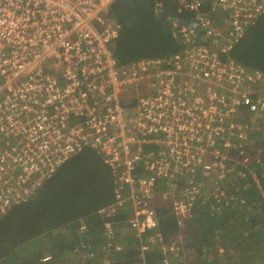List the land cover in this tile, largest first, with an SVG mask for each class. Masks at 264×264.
<instances>
[{
	"label": "built area",
	"instance_id": "1",
	"mask_svg": "<svg viewBox=\"0 0 264 264\" xmlns=\"http://www.w3.org/2000/svg\"><path fill=\"white\" fill-rule=\"evenodd\" d=\"M117 1L0 0V216L91 149L117 184L100 213L132 212L140 244L131 264H148L156 246L161 264H173L184 238L167 244L158 231L163 201L180 225L192 223L198 194L225 198L223 179L238 175L228 166L234 143L264 131V74L224 57L264 16V0H179L195 19L172 22L183 50L126 66L110 15ZM166 1L154 0L157 18Z\"/></svg>",
	"mask_w": 264,
	"mask_h": 264
},
{
	"label": "trees",
	"instance_id": "2",
	"mask_svg": "<svg viewBox=\"0 0 264 264\" xmlns=\"http://www.w3.org/2000/svg\"><path fill=\"white\" fill-rule=\"evenodd\" d=\"M179 6V0L166 1L158 18L154 0H118L111 6L110 15L118 30L116 56L121 65L165 59L183 50L172 22L178 19L190 27L195 19L194 13H179ZM224 57L249 72L264 74V16ZM253 137L255 143L245 144L239 159H252L258 184L247 173L246 180L240 184L238 178L235 185L233 181L226 186L225 198L218 200L209 193L198 194L195 219L190 224L180 225L170 214L171 201H163L158 231L167 236V244L184 238L185 254L182 258L171 256L173 264L179 260L188 264H221L225 259L234 261L231 253L239 254L240 264H264V196L260 194L264 193V138ZM247 183L250 187L243 190V186H249ZM116 187L114 173L95 151L86 149L73 157L44 181L32 197L0 216V264H103L102 259L107 257L112 258L111 264L137 261L140 240L128 222L132 212L126 209L115 214L100 213L115 202ZM236 197L239 199L234 200ZM240 199L242 203H238ZM106 223L111 225V230L106 229ZM81 226H86V232L80 233ZM153 232H146L145 239ZM114 241H118L121 252L107 255L106 246ZM224 243L231 247L226 250L227 257L216 255L215 258V253L206 250L210 245L213 250L218 245L223 249ZM88 245L96 247L95 257L79 262L89 253ZM164 260L157 246L146 254L148 264H161Z\"/></svg>",
	"mask_w": 264,
	"mask_h": 264
},
{
	"label": "rangeland",
	"instance_id": "3",
	"mask_svg": "<svg viewBox=\"0 0 264 264\" xmlns=\"http://www.w3.org/2000/svg\"><path fill=\"white\" fill-rule=\"evenodd\" d=\"M140 61V60H139ZM260 121L264 124V116H263V118H261L260 119ZM253 135H255L256 136V138L257 139H263L264 138V131H263V133H262V135H256V134H254V133H251L250 134V141H249V143L251 142V143H255L254 141H253ZM234 144H236V150L234 149V152L232 153V155H233V158H234V161L235 162H232V163H230V164H228V166H232V165H235V167H236V169L237 170H235L234 172L236 173V174H238V175H236V176H233V177H231L230 179H223L224 180V184H221V189H223V188H226V186L228 185V183H230V182H232V180L234 181V185H235V180L236 179H238V178H241V180L238 182L239 184L243 181V180H246V176H247V173H250V174H252L253 175V178H254V180L256 181V183L258 184L259 183V181H258V178H257V175L255 174V173H253V171H254V168L252 167L253 166V162H252V159H245V161L244 160H240L239 159V157L241 156V154H244V150H245V147H243L244 145H242L241 146V148L239 147V144H240V142H235ZM263 145V144H262ZM242 150V151H241ZM264 150V149H263ZM231 151H233V150H231ZM230 151V152H231ZM247 169V170H246ZM211 182H213V184H214V186H218V183H217V181H215V179H211ZM248 184V183H247ZM249 185V184H248ZM241 186H243V185H240L239 187H241ZM248 187H250V185L249 186H247V185H245V186H243V190H248ZM259 189H261V187L259 186ZM237 190H240V189H237ZM221 191H223V190H221ZM240 192V191H239ZM242 193V192H241ZM261 195H263L264 196V193L263 192H261L260 193ZM228 196V194H227V192H226V197ZM217 199L219 200V199H221L220 197H217ZM237 199H239V197L237 198L236 197V199H234V200H237ZM244 201V200H243ZM220 202V201H219ZM233 202V201H232ZM242 203V200L240 199L239 201H238V203ZM238 203H236V204H238ZM244 203H245V201H244ZM244 212V209H243V207H241L240 208V213H243ZM230 214H231V212H229ZM248 234H246L245 235V237L247 236ZM42 240V242H44L45 243V240L44 239H41ZM117 240V239H116ZM216 243H217V241H216ZM219 245H220V243H219ZM218 245V247L216 246V248H214V250H213V245H210L209 246V248H205L206 250H207V252H208V250H212V254H214V256H215V258H216V255H221V257L223 258V257H227L226 256V250H229V249H231V247L229 248V246H230V244L229 243H224V247H223V249L222 248H220V246ZM229 245V246H228ZM112 246L114 247L115 246V249L113 250L112 249ZM208 246V245H207ZM106 250H108V251H106V254L107 255H110V253L112 252V251H114L115 253H119V252H121V246L119 245V243H118V241H114V244L113 245H111V244H109L108 245V247L106 246ZM109 248V249H108ZM228 248V249H227ZM96 249V247H94V245H92V247H90L89 248V250H90V253H88V254H85L84 256H82V258H80L79 259V262H82V259L84 260V259H86V258H91V256L89 255V254H91V252L92 251H94ZM184 249H185V247H184ZM235 252V251H234ZM231 254H233V255H231V256H234V261H230V260H226L225 259V261L224 262H222L221 264H240V256H239V254H235V253H231ZM207 255V254H206ZM205 255V256H206ZM178 258V257H177ZM212 258V257H211ZM105 261V263H107V264H111L112 262H113V260H112V258L111 257H107V259H102V263ZM209 263V262H208ZM207 262H206V264H208ZM81 264H86V263H84V262H82ZM104 264V263H103Z\"/></svg>",
	"mask_w": 264,
	"mask_h": 264
},
{
	"label": "crops",
	"instance_id": "4",
	"mask_svg": "<svg viewBox=\"0 0 264 264\" xmlns=\"http://www.w3.org/2000/svg\"><path fill=\"white\" fill-rule=\"evenodd\" d=\"M237 119L239 120V122H242V123H246L248 120V114L247 113H244V112H240L238 114V117ZM76 246H80V244H76ZM90 246V245H88ZM86 249V248H85ZM89 249V248H88ZM86 254V253H85Z\"/></svg>",
	"mask_w": 264,
	"mask_h": 264
},
{
	"label": "bare ground",
	"instance_id": "5",
	"mask_svg": "<svg viewBox=\"0 0 264 264\" xmlns=\"http://www.w3.org/2000/svg\"><path fill=\"white\" fill-rule=\"evenodd\" d=\"M132 217V216H131ZM131 219V218H130Z\"/></svg>",
	"mask_w": 264,
	"mask_h": 264
}]
</instances>
